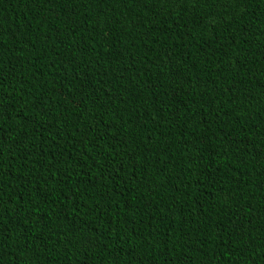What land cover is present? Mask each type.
Wrapping results in <instances>:
<instances>
[{"label":"trees","instance_id":"trees-1","mask_svg":"<svg viewBox=\"0 0 264 264\" xmlns=\"http://www.w3.org/2000/svg\"><path fill=\"white\" fill-rule=\"evenodd\" d=\"M0 264H264V0H0Z\"/></svg>","mask_w":264,"mask_h":264}]
</instances>
